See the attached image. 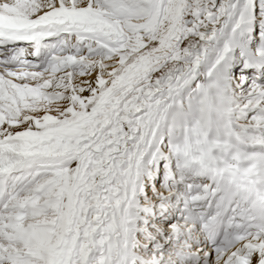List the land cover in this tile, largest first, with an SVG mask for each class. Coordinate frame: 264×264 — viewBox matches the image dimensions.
<instances>
[{
    "label": "bare ground",
    "instance_id": "6f19581e",
    "mask_svg": "<svg viewBox=\"0 0 264 264\" xmlns=\"http://www.w3.org/2000/svg\"><path fill=\"white\" fill-rule=\"evenodd\" d=\"M20 1L41 13L0 3V162L10 166L0 175V264H171L178 247V264H215L186 192L170 202L185 214L145 217L144 208L167 205L166 183L184 191L153 171L162 153L177 181L192 165L239 177L264 210V0ZM252 2L262 11L254 46ZM17 40L59 42L60 56L46 72L42 60L16 64ZM81 60L96 70L77 75ZM27 70L40 84L15 79ZM38 175L36 194L21 197ZM141 190L152 200L139 206ZM246 244L261 255L217 264H252L264 230Z\"/></svg>",
    "mask_w": 264,
    "mask_h": 264
},
{
    "label": "rangeland",
    "instance_id": "374dc122",
    "mask_svg": "<svg viewBox=\"0 0 264 264\" xmlns=\"http://www.w3.org/2000/svg\"><path fill=\"white\" fill-rule=\"evenodd\" d=\"M48 0H44V2H42V4L43 3H45V2H47ZM0 3H6V4H8V5H12V6H14V7H16V8H18V9H20V10H22V11H25V12H27V13H32V14H38V13H41L40 11H41V6H39V5H36V4H33L34 2H22V1H20V0H0ZM30 3V4H29ZM100 3V2H99ZM253 4H251L250 5V7H248L249 8V11L251 10V12H252V19H251V24H252V27H251V29H250V40L251 41H253V44H252V46H254L256 43H257V41L256 40H254L255 39V36H257V33H258V31L261 29V27L259 26L260 25V22H258V19L260 18V17H258V15L261 13L262 14V11H260V10H258L259 8H258V5L256 4V3H254V2H252ZM255 4V5H254ZM247 6V4H246V2H245V6L244 7H246ZM263 7V6H262ZM188 21H184V24H186ZM241 23L242 22H237L236 24L237 25H235V26H237V27H240V25H241ZM254 25H257L256 27H254ZM64 36V35H63ZM62 36V37H63ZM61 37V38H62ZM60 38V39H61ZM255 41V42H254ZM252 43V42H251ZM263 47V46H262ZM261 47V48H262ZM58 48H61V43L60 44H58V46H54V49L53 50H51V52H50V54L48 55V57H54L56 60H58V58H59V56L60 55H56L55 56V54H52L53 52H56L55 51V49H58ZM263 50V49H262ZM264 51V50H263ZM56 54H58V51L56 52ZM53 58V59H54ZM78 59H75V61H77ZM82 62H80L79 63V70L76 72L77 73V75H78V73H80L82 76H85V75H88V74H91L93 71H95L96 70V67L93 65V64H90V63H86L85 62V60H81ZM45 63V62H44ZM60 63H64L63 61H61ZM52 59L51 60H49L48 62H47V64H44V66L43 67H41V68H39V69H41V70H43V72H46V71H48V69L50 68V67H52ZM27 75H28V78L27 77H20V76H16V80L17 81H19V82H21V83H33V84H40V82L42 81V78L38 75V73H30V70H27ZM103 72H105V73H107V71H104L103 70ZM239 72H241V71H239ZM244 72V71H243ZM242 72V73H243ZM247 72V71H246ZM251 72H253V70H251ZM236 73H238V72H235V74ZM47 75H49V74H47ZM234 75V74H233ZM196 80L195 81H193V84H191L192 86H191V88L192 89H197V86L195 87V85H196ZM195 83V84H194ZM256 85H257V83H256ZM257 86H259L258 88H261L262 86H263V83H261V82H259L258 83V85ZM255 92V95L254 96H257L258 94H259V89H257V90H255L254 91ZM258 103H254V104H252V105H250L249 106V108H246L245 110H243L244 112L243 113H248V112H252V110H254V109H256V108H258ZM242 113V112H241ZM245 115V117H246V114H244ZM244 115H242V117L244 116ZM240 117V116H239ZM238 121V120H237ZM6 127H7V125H6ZM165 141H167L166 139H165ZM217 149V148H216ZM140 159H143V155L142 156H140ZM14 181H15V178H13V180H12V182H10L9 183V188L6 190V192H10V186L13 184L14 185ZM42 182V177H41V175H38V176H35V178H33V179H29L28 180V185H27V188H26V186H24V190L26 189L27 190V192L26 193H24V194H22L21 195V197H27V196H30V195H35L36 194V190H38V188L40 187V183ZM143 191V190H142ZM144 192V191H143ZM145 193V195H148V193L147 192H144ZM3 195H4V193H3ZM11 197H13V196H9V198H11ZM20 196H19V198H21ZM38 198V197H37ZM141 200H142V197H141ZM139 201L140 203H139V205L140 206H142V202H144V201ZM146 201H148V199L146 200ZM162 212H160V214H161ZM172 218H174V217H172ZM28 221V218H26V216H23V218L20 220V224H25L26 222ZM170 223H171V221H170ZM169 223V224H170ZM166 227V226H165ZM137 245H139V243H136ZM200 245H203L202 243H200ZM180 251H183V249L181 248H172L171 249V251H169L168 250V252H167V254L169 255L170 253H171V256H169L168 258L171 260V258L172 259H174L173 257H172V254L173 253H175V252H180ZM167 255V256H168ZM193 255H196L195 253L193 254ZM207 256V255H206ZM205 255H201V256H199L200 257V259H204V258H207ZM174 260H176V259H174ZM139 261H143V260H139ZM144 262V261H143ZM163 263H165V261H162ZM178 264V261L177 262H174V261H171V264ZM214 264V263H213Z\"/></svg>",
    "mask_w": 264,
    "mask_h": 264
},
{
    "label": "water",
    "instance_id": "95a60500",
    "mask_svg": "<svg viewBox=\"0 0 264 264\" xmlns=\"http://www.w3.org/2000/svg\"><path fill=\"white\" fill-rule=\"evenodd\" d=\"M123 41H124V38L123 37H118L117 38V42L122 43Z\"/></svg>",
    "mask_w": 264,
    "mask_h": 264
}]
</instances>
